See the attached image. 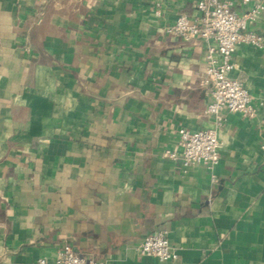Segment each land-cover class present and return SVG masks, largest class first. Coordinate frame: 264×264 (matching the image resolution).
Instances as JSON below:
<instances>
[{
    "label": "crops",
    "instance_id": "1",
    "mask_svg": "<svg viewBox=\"0 0 264 264\" xmlns=\"http://www.w3.org/2000/svg\"><path fill=\"white\" fill-rule=\"evenodd\" d=\"M195 2L0 0V264L67 246L100 264H264V107L220 113L214 169L167 155L180 129L218 127L212 42L167 32ZM249 30L264 39V11ZM233 62L264 101V49ZM159 231L178 260L138 252Z\"/></svg>",
    "mask_w": 264,
    "mask_h": 264
},
{
    "label": "built area",
    "instance_id": "2",
    "mask_svg": "<svg viewBox=\"0 0 264 264\" xmlns=\"http://www.w3.org/2000/svg\"><path fill=\"white\" fill-rule=\"evenodd\" d=\"M251 0H242L244 4ZM237 0H196L191 16L181 15L167 28L171 35L184 41L206 39L212 42L205 56L203 84L211 87L212 101L206 107V113L217 117V126L197 131L182 128L179 134V151H168L170 159L180 160L184 167L204 165L214 169L220 163L221 140L218 128L221 125L220 113L228 110L246 118H254L258 108L264 107L252 97L244 83L231 76L235 64L233 55L241 45L264 49L261 35L249 30L264 11V0L258 2L246 12L239 14L234 10ZM159 15V12H157ZM143 256L156 258L165 263L179 259V252L170 242L166 231L155 232L145 238L138 247ZM36 264H100L77 254L67 246L57 252L54 260L40 258Z\"/></svg>",
    "mask_w": 264,
    "mask_h": 264
}]
</instances>
